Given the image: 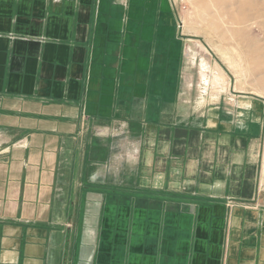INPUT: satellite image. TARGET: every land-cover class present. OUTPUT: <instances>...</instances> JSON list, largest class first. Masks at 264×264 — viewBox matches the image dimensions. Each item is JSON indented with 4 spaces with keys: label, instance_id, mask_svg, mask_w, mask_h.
Instances as JSON below:
<instances>
[{
    "label": "crops",
    "instance_id": "crops-1",
    "mask_svg": "<svg viewBox=\"0 0 264 264\" xmlns=\"http://www.w3.org/2000/svg\"><path fill=\"white\" fill-rule=\"evenodd\" d=\"M191 42L176 0H0V264H264V99L197 97Z\"/></svg>",
    "mask_w": 264,
    "mask_h": 264
},
{
    "label": "rangeland",
    "instance_id": "rangeland-1",
    "mask_svg": "<svg viewBox=\"0 0 264 264\" xmlns=\"http://www.w3.org/2000/svg\"><path fill=\"white\" fill-rule=\"evenodd\" d=\"M176 1L187 41L208 62L200 65L196 96L213 99L230 87L264 99V0ZM214 75L219 81L211 86Z\"/></svg>",
    "mask_w": 264,
    "mask_h": 264
},
{
    "label": "bare ground",
    "instance_id": "bare-ground-1",
    "mask_svg": "<svg viewBox=\"0 0 264 264\" xmlns=\"http://www.w3.org/2000/svg\"><path fill=\"white\" fill-rule=\"evenodd\" d=\"M244 25V24H243ZM238 30V29H237ZM249 45V47H250V44H248ZM255 49V48H254ZM254 49H252V52H254V53H256L255 55V60H257L260 56L259 55H257L259 52H260V49H255V50H257V52L254 50ZM254 50V51H253ZM251 52V51H250ZM251 52V53H252ZM250 56H251V54H250ZM253 56V55H252ZM202 71V70H201ZM264 80V79H263ZM218 81H219V79L217 78V76H215L214 75V78L211 80V83L213 84V85H216L217 83H218Z\"/></svg>",
    "mask_w": 264,
    "mask_h": 264
}]
</instances>
